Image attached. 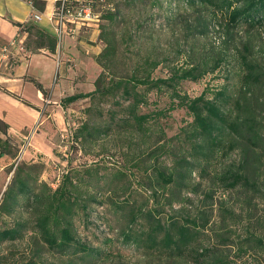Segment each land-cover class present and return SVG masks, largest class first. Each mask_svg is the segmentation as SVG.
I'll use <instances>...</instances> for the list:
<instances>
[{
	"label": "trees",
	"instance_id": "1",
	"mask_svg": "<svg viewBox=\"0 0 264 264\" xmlns=\"http://www.w3.org/2000/svg\"><path fill=\"white\" fill-rule=\"evenodd\" d=\"M28 1L35 9H43L42 0ZM185 1L207 4L224 13L228 24L256 30L261 39L256 48L264 52L259 32L264 29V0ZM104 17L112 21L115 15L109 12ZM13 24L25 33L22 47L26 51L54 52L53 35L31 21ZM96 39L104 46L93 59L100 70L92 80V90L59 101L65 106L88 99L81 109L83 120L71 132L70 153L80 152L91 160L75 165L67 161L54 187L39 178L40 162L10 163L0 213L23 216L0 227V242L28 235L31 243H38L17 264H57L41 258L38 252L43 251L62 258L58 264H264V57L251 55L253 45L243 42L236 58L237 84H221L188 97L179 94L177 83L195 81L213 71L221 57L167 70L164 77L151 75L158 62L145 57L133 64L129 74L118 75L112 70L116 58L113 34L101 27ZM29 81L47 95L38 81ZM161 91L175 98L172 104L184 107L190 116L169 137L155 122L161 110L139 111L149 104L148 93ZM7 128L0 119V157L13 159L17 139ZM109 141H116L112 152L106 148ZM113 151L124 157L121 162L112 158ZM229 151H235L237 158L217 171L214 162ZM194 171L212 177V184L235 191L237 208L245 211L247 225L238 226L243 223L238 209L223 202L214 221L206 207L188 210L190 198L185 193H196L197 182L190 185ZM133 183L148 191L144 201L132 199ZM210 189H204V199L210 198ZM102 205L119 215L122 223L114 236L103 235L93 244L77 234L75 221L86 228L93 206ZM256 205H261V214L250 229L249 215Z\"/></svg>",
	"mask_w": 264,
	"mask_h": 264
},
{
	"label": "rangeland",
	"instance_id": "2",
	"mask_svg": "<svg viewBox=\"0 0 264 264\" xmlns=\"http://www.w3.org/2000/svg\"><path fill=\"white\" fill-rule=\"evenodd\" d=\"M92 6L94 11L100 15L98 27L95 29L90 26H83L79 33L88 31L91 34L94 30L96 33H94L93 38H95L102 27L113 34L116 44V58L115 66L112 67V70L118 75L129 74L133 64L142 62L145 57L158 62L151 71L153 77H164L167 74V70H172L173 68L188 67L190 65L198 66L214 58H222L218 68L211 72L203 73L195 81L180 80L176 86V90L180 95L184 94L188 97H194L203 90L209 92L221 84L236 85L239 78L236 58L243 42L249 41L253 45L251 55L260 54L262 55L261 57H264V52L256 48L261 40L257 38L256 30L248 29L244 24H228L224 13L215 12L202 2L195 1L193 5H189L185 0H94ZM109 12H113L115 15L112 21L104 17ZM259 32L264 41V29H259ZM75 38H64L62 45L64 47L70 46ZM99 42L101 49L104 43L102 41ZM86 43L93 44V42L89 41H86ZM55 62L54 60L53 76L50 79L51 84L56 78V73L59 72ZM93 63L94 65L85 61L83 65V70L86 71L89 77H92V75L95 77L100 70L94 60ZM59 77L57 73V81L62 82V78ZM86 83L88 82L85 81L84 84ZM146 96L149 104L142 106L139 111L161 110L155 122L161 128L165 137L172 136L178 131L179 127L190 121V116L184 107L173 105L176 99L170 98L168 92H150ZM88 103V99L85 98L78 99L73 105L67 106L68 109L64 112V129L48 139L53 145L51 155L37 153L30 156L26 155L27 153H23L24 147L21 146V140H14L16 142L15 158L12 159L7 156L9 163L6 158L4 161H0V199L2 191L11 176L12 169L8 172V168L12 162L14 164L21 161L40 162L42 169L39 178L51 187H54L58 182L61 172L66 168L67 161L70 162V165L83 161L90 162V156L81 155L80 152L70 153L71 132L83 120L84 115L81 109L87 106ZM105 144L106 148L110 150L109 152H112L111 150L115 149L113 145L116 144V141H109ZM125 151V148H123L121 152ZM163 157H159L158 160ZM112 158L116 160L115 162H121L124 157L121 153L115 152ZM236 158L237 153L229 151L218 158L219 162H214L215 168L219 171ZM166 162L168 163V161ZM3 163L6 164L4 165ZM111 163L118 165L114 162ZM147 163L145 161L144 165ZM211 179L212 177L209 175L198 176L194 171L190 177V185L197 182V185L194 186L196 193L188 192L185 195L190 198V202L187 204L188 210H193L195 206L206 207L211 211V220L214 221L219 203L223 202V205L237 208V196L235 191H228L220 184H212ZM209 187H211L210 198L204 199V189L206 190ZM131 190L135 191L131 195L132 199H137L138 201H144L145 195H148V191L144 188L142 189L140 184L133 183ZM149 205L150 202L148 200L147 206ZM261 208V205L253 207L249 215L251 216L250 222L248 221L250 229L254 228L253 222L261 214ZM237 211L243 222L242 224L238 223V226L242 228V226H245L243 224L247 225V221L243 219L245 211L239 209ZM20 216L23 215L0 213V227L10 226L12 220ZM89 221L90 224L83 228L76 220V232L81 238H85L93 244H97L103 235L114 236L117 228L122 223L119 215L112 213L105 205L93 206L90 211ZM26 234H29V232ZM27 236L21 240H4L0 242V264L20 263L24 257L26 258L35 250V246H39L38 243H31ZM38 253L42 255L41 258L47 261H54L57 264L62 260L55 254L44 251ZM129 262L131 263L132 259Z\"/></svg>",
	"mask_w": 264,
	"mask_h": 264
},
{
	"label": "crops",
	"instance_id": "3",
	"mask_svg": "<svg viewBox=\"0 0 264 264\" xmlns=\"http://www.w3.org/2000/svg\"><path fill=\"white\" fill-rule=\"evenodd\" d=\"M42 1L43 9H36L39 19L31 22L52 35L47 15L53 0ZM30 7L28 0H0V119L8 125L11 137L21 140L24 154L49 156L53 145L48 139L64 129V112L75 102L61 106L59 101L65 96L92 90L94 75L87 76L83 65L85 61L94 65L93 58L100 51V42L93 38L94 30L91 34L81 31L70 46L61 44L58 61L53 53L46 54L43 50L30 53L22 47L25 33L13 24L29 22ZM54 60L62 82L57 81L56 73L51 84ZM29 78L38 81L47 95L43 96ZM85 81L88 83L84 84ZM5 158L9 163L6 155H2L0 161Z\"/></svg>",
	"mask_w": 264,
	"mask_h": 264
},
{
	"label": "built area",
	"instance_id": "4",
	"mask_svg": "<svg viewBox=\"0 0 264 264\" xmlns=\"http://www.w3.org/2000/svg\"><path fill=\"white\" fill-rule=\"evenodd\" d=\"M93 0H53V5L47 20L51 25L52 35L55 38L53 55L58 61V52L64 38H75L83 26L98 27L99 13L92 8ZM30 3V2H29ZM29 20L39 19V13L30 3ZM68 62V59H67Z\"/></svg>",
	"mask_w": 264,
	"mask_h": 264
}]
</instances>
